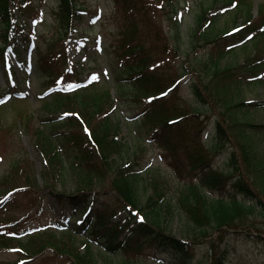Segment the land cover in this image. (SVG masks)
<instances>
[{
    "label": "trees",
    "instance_id": "1",
    "mask_svg": "<svg viewBox=\"0 0 264 264\" xmlns=\"http://www.w3.org/2000/svg\"><path fill=\"white\" fill-rule=\"evenodd\" d=\"M180 1L112 0L127 22L123 41L119 43L123 52L118 54V62H125L113 66V75L118 92L131 87L132 95L140 103L141 125L148 127V136L153 140L166 142L177 171L182 173L185 167L188 175L198 173L200 176L198 184L184 186L179 192V206L185 212L188 228L192 229L187 238L177 237L163 225L164 213L171 210L170 204H164L167 189L164 191L165 186L159 185L166 181L160 182L155 177L153 194L144 202L137 188L141 174L135 172L131 164L118 166L114 160L115 154L121 153L122 145L117 140L118 123L104 111L105 102L111 98L110 88L98 92L96 87L99 86L93 84L73 95L55 94L45 108L59 117L44 121L43 127L36 131L40 148L53 171L46 179L45 188L60 205L71 203L80 208L77 213L87 214L86 222L81 225L90 224L91 235L99 238L107 250L119 249L134 254V258L129 256L122 264H135L144 251H169L181 257L182 264H201L195 261L201 243L208 249L209 260L205 264H227L230 259L225 239L227 229L238 222L245 223L243 217L256 210L264 216L263 197L255 189L250 190L249 182L250 179L253 185L264 187V154L251 132L258 129L259 134H264V124L255 125L244 120V114L249 115L253 104L242 99L247 87L264 80V4L259 16L254 17L248 0H224V6L235 3L236 7L240 6L243 23L219 32L214 30L217 2L203 9L188 38L192 51L196 53L205 48L209 51L208 58H192L187 63L183 60L175 67L171 59H181L179 47L165 32L158 13H175ZM56 3L60 34L77 28L85 18L84 12H88L82 0H56ZM13 6L26 15L35 10L33 0H0V23L6 32L0 53L9 41V32L19 30ZM242 43L246 48L254 46L257 55L241 64L223 67L222 60ZM38 49L43 72L53 76L58 65L49 61L43 46ZM50 50L51 44L45 51ZM168 51L172 52L171 59ZM50 53L53 55L52 51ZM194 77L191 95L212 114H203L199 105L177 103L185 79ZM212 118L216 119L217 137L207 144L205 135ZM10 130L1 128L6 140L11 136ZM61 147L68 153L67 159L62 156ZM226 149L233 150L229 157V173L216 166L218 155ZM21 163L18 160L13 163L11 171L2 178L5 184L15 178L13 189L6 194L22 195L31 212L27 218L42 219L48 212L43 189L37 185L28 165L20 166ZM58 168L62 176L69 170L76 175L78 188L75 193L56 190ZM229 174L236 175L231 184ZM203 186L217 198L211 200L203 194L200 189ZM240 195L251 203L239 201ZM4 223L8 226L12 221ZM72 233L73 230L66 227L61 234L47 230L24 240L0 235V246L10 247L17 241L23 258L32 260L33 264H99L90 240L86 238L87 245L81 250Z\"/></svg>",
    "mask_w": 264,
    "mask_h": 264
},
{
    "label": "rangeland",
    "instance_id": "2",
    "mask_svg": "<svg viewBox=\"0 0 264 264\" xmlns=\"http://www.w3.org/2000/svg\"><path fill=\"white\" fill-rule=\"evenodd\" d=\"M82 1L88 7V12L83 22L72 33L61 40L60 26L56 14V0H34L35 10L32 15L28 17L17 11V20L19 25L23 26L24 32L30 34L29 37L34 42L38 39L37 43L43 46L49 61L58 65L57 71L52 73L55 74L53 77H57L60 74L67 76L64 68L60 67L64 62L60 50L62 46H66L70 64L76 65L78 70L82 71L79 78L88 81L93 80V77L96 80L101 79V85L96 87L98 92L110 88L111 98L105 102L104 111L108 114L110 113L112 120L118 123L120 129L117 140L122 145L121 153L115 154L114 160L118 166L131 164V167L136 169L135 172L141 174L137 188L144 202L153 194L155 177L160 182L166 181V183H159V185L160 187L165 186L164 191L167 189L165 191L164 204H170L171 210L164 213L163 225L168 227L177 237L187 238L188 232L190 233L192 229L188 228L189 224L186 221L185 212L179 206V192L184 186L198 184L200 176L198 173L188 175L185 167L182 168V173L177 171L172 163V153L166 142L164 140L159 142L158 140H151L148 136V127L141 125L139 120L137 121L141 112L140 103L132 95L131 87H127L124 92L117 91L116 78L112 74L113 68L124 61L118 62V54L123 52V49L121 50L119 47V43L123 41L127 24L124 17L116 10L112 0ZM223 1L182 0L178 3L175 13H158L165 32L170 35L172 42L179 47L181 59L178 61H172V52L168 51V57H170L171 63L175 67L183 60L187 63L192 58L196 60L208 58L209 51L205 48L197 50L196 53L192 51L188 38L192 30L196 28V19L203 12V9H209L217 2L215 6V12L217 11L214 23L215 32L224 30L226 27L232 29L242 25L243 19L240 17V6H224ZM248 2L252 4L253 16H259L264 0H248ZM211 27L208 29H212ZM2 33L0 26V46L3 43ZM11 38H13L12 34ZM11 43L12 41L9 44ZM49 44H51L52 50L50 51H52L53 55L50 51H45ZM26 50L22 47L20 52H15L10 48L6 51L4 60L3 54L0 53V98L5 97L2 102L8 100L4 103L6 105H1L2 107H0V137L2 136V141L0 142V235H8L11 231L14 232V228L6 227L4 221L7 220L19 222L16 223L15 227L18 232L17 235L30 233L40 226L44 228H60L57 222L64 217L62 221L70 228L76 226L72 223L70 217L76 214L77 207L70 203H66L64 206L60 205L52 197L50 191L45 188L46 179L53 175V171L49 159L46 158L42 148H40L36 131L43 127L44 121L56 119L59 114L50 113L45 108L46 102H50L52 98L42 99L49 93V88L52 85L49 86L40 73L38 49L34 53ZM257 53L258 51L252 45H248L247 48L239 47L233 54L222 60V66L241 64L247 58L256 56ZM263 53L264 45L262 46ZM173 72L176 74L175 68H173ZM205 79L209 80V78ZM193 80L195 81L196 77L194 79H185L180 101L177 103H189L191 106L199 105L203 114H212L207 107L204 108L198 104L194 96L191 95L190 87L194 83ZM50 83H52V80ZM66 84L67 82L64 85ZM15 94L23 96L24 100L14 99ZM242 99L247 103L253 104V109L249 115L248 113L244 114V120L250 121L255 125H263L264 80L258 85L247 87L243 91ZM215 120V118H212L209 122L205 135L207 144H210L217 137ZM1 128L11 129V136L8 135L7 140L6 137H3L4 134ZM254 130L251 131L253 132L252 135L258 142L257 144L259 149L261 148L262 154H264V134H259L258 129ZM232 151L230 149L223 150L216 159V166L226 173L230 172L229 157ZM61 152L62 156L67 159L68 153L65 148L61 147ZM17 160L22 162L20 166L28 165V170L36 178L37 185L41 189L44 188L43 196L46 200L48 212L46 213L47 216L42 219L31 220V217L27 218L29 214L31 215V212L23 202L22 195L15 194L12 196L9 194L7 196L6 194V192L13 189L15 178H12L10 182L5 181L6 184L2 182V178L11 171L13 163ZM129 169L131 168L129 167ZM59 171L60 169L58 168L55 174L56 190L75 193L78 188L76 175L69 170L66 175L64 173L62 176ZM228 176L232 177L231 179L233 180L230 181V184L233 183L236 175L229 174ZM249 182L250 190L255 189L263 197L264 203V187L253 185L250 179ZM200 189L211 200L217 198L207 187L203 186ZM238 197L239 201L244 202V204L249 205L251 203L243 199L241 195ZM254 205L257 204L254 203ZM247 215L242 220L245 223L238 222L235 227L226 231V234H228L225 238L227 241L226 245L230 249V259L227 264H264V216L258 210L251 215ZM74 219H80V216L77 215ZM85 235L86 232L84 231H78L72 235L75 243L82 250L85 247V239L83 237ZM91 239L94 240L95 238L91 237ZM14 246H17V244L15 243ZM13 247L0 246V264H16L18 259L23 258L24 255L18 253ZM93 248L98 255L99 264H122L123 260L127 259L126 256H133L134 258L133 253H108V251H101L100 246L96 244L93 245ZM207 255V246L205 243H201L198 246L195 261L205 264L209 260ZM137 258L136 260L134 259L135 264H182L183 262L181 257L169 251L165 253L144 251ZM25 264H32V262Z\"/></svg>",
    "mask_w": 264,
    "mask_h": 264
},
{
    "label": "snow or ice",
    "instance_id": "3",
    "mask_svg": "<svg viewBox=\"0 0 264 264\" xmlns=\"http://www.w3.org/2000/svg\"><path fill=\"white\" fill-rule=\"evenodd\" d=\"M93 79H95V77H93ZM71 87H73L72 85H69V88H71ZM86 131H87V129H86Z\"/></svg>",
    "mask_w": 264,
    "mask_h": 264
}]
</instances>
